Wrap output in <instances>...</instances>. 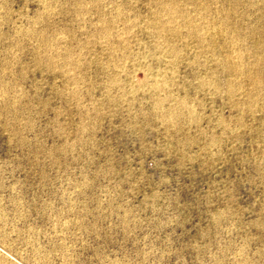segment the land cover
I'll use <instances>...</instances> for the list:
<instances>
[{"label": "rangeland", "instance_id": "1", "mask_svg": "<svg viewBox=\"0 0 264 264\" xmlns=\"http://www.w3.org/2000/svg\"><path fill=\"white\" fill-rule=\"evenodd\" d=\"M0 264H264V0H0Z\"/></svg>", "mask_w": 264, "mask_h": 264}]
</instances>
